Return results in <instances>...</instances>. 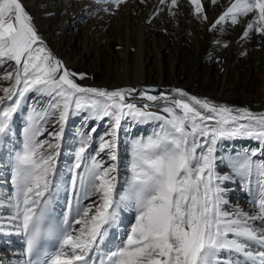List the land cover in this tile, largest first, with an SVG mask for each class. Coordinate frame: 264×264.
Returning <instances> with one entry per match:
<instances>
[{
	"label": "snow or ice",
	"instance_id": "obj_1",
	"mask_svg": "<svg viewBox=\"0 0 264 264\" xmlns=\"http://www.w3.org/2000/svg\"><path fill=\"white\" fill-rule=\"evenodd\" d=\"M110 2L118 8L127 0ZM159 2L168 3L170 10L179 7V0ZM210 2L218 4V0ZM187 3L197 20L207 22L202 0ZM229 20L232 25L245 23L241 39L250 38L252 32L264 37V0H230L209 31ZM5 61H13L16 68L2 77L12 83L0 88V138L7 137L13 114L28 93L49 98L48 109L35 117L30 114L23 147L9 158L15 191L7 204L0 201V208L12 209L6 219L8 230L24 237L28 259L21 264H264V164L258 173L261 196L256 214L227 210L226 188L221 185L231 175L216 171L218 140L248 137L264 143V113L215 105L182 90H175L179 98L171 100L141 93L147 101H165L153 112L152 104L130 102L134 89L108 91L82 86L71 78L77 74L70 73L43 46L21 0H0V63ZM77 78L82 80L84 75ZM81 112L88 113L83 117L86 120L107 117L111 130L100 137L94 155L88 152L94 137L82 134L75 168L83 170L72 175V196L78 205L92 196L97 200L78 207L76 217H65L61 227L46 211V194L59 187L55 178L60 144L38 139L47 129L37 121L58 113L59 131L49 135L60 141L69 117ZM126 117L162 123L159 132L132 143L130 176L124 190L118 192L117 164L105 166L97 157L104 153L109 160H118L119 130ZM253 163L245 156L231 161L230 167L232 172L251 177ZM121 207L135 210L131 231L125 232L126 239L122 237L120 245L106 256H93L108 229L119 226ZM3 231L5 223L0 222ZM52 241L56 243L49 250L45 242Z\"/></svg>",
	"mask_w": 264,
	"mask_h": 264
},
{
	"label": "bare ground",
	"instance_id": "obj_2",
	"mask_svg": "<svg viewBox=\"0 0 264 264\" xmlns=\"http://www.w3.org/2000/svg\"><path fill=\"white\" fill-rule=\"evenodd\" d=\"M21 3L31 17V23L43 46L70 73L77 74L71 78L82 86L108 91L134 89V99L130 102L140 106L152 104L150 110L155 112L163 107L165 101L158 99L155 103L150 102L141 98V93L166 96L171 100L172 97L179 98L175 90H182L188 96L207 100L215 105L248 109L255 114L264 113V37L252 32L250 38L241 39L245 23L232 25L230 20L209 31L210 25L229 6L230 0H218L215 6L210 0H202L207 22L196 19L187 0H179V7L171 10L168 3L160 4L159 0H145L144 3L140 0H127V3L118 8L110 0H101V3L96 0H21ZM170 11L175 15L170 14ZM240 19L244 21L245 18ZM15 68L13 61L0 63V88L12 83L2 77L14 72ZM79 74H83L84 79H78ZM0 95H3L2 91ZM48 100L47 96L38 97L35 92L28 93L27 99L13 114L7 137L0 138V201L5 204L15 191L11 183L9 158L23 147L30 114L35 117L36 113L48 109ZM87 115V112H83L69 117L67 124L72 135L67 142H63L65 135L60 141L49 135L59 128L58 113L56 116H49L50 119L47 117L48 119L37 121L47 129L38 139L60 144L57 150L59 154L56 156L58 172L55 178L59 187L54 188L57 198L64 201L67 197L65 201L75 211L78 207L97 200L93 196L85 202L81 200L78 205L72 196V175L83 170L75 168V152L82 134L88 132L94 137L97 132L90 133V125L99 131L102 125L111 123L108 118L86 120L83 117ZM121 124L118 160L111 161L104 153L97 157L106 162L105 166L117 164L118 173L115 175L119 178L118 192L124 190L125 181L130 176L128 165L123 168L124 172L121 170L122 155L127 152L126 146L136 136L160 131L161 122H138L126 117ZM97 146L96 151L99 150V144ZM62 149L65 151L64 162L63 156L59 158ZM93 149L92 142L88 152L94 155ZM251 151L256 155L250 154ZM262 153L264 143L255 138L218 140L216 171L220 175H231V179L221 185L226 188L224 197L228 201L225 205L227 210H242L252 214L259 211L261 193L258 173L260 166L264 164ZM245 156L250 157L254 162L253 166L257 165L258 168L257 173L253 171L251 177L232 172L230 167L231 161ZM239 197L243 198L238 200ZM11 212L12 209L6 206L0 208V215L4 216V220L0 222L5 223V231H9L6 219ZM135 214L134 208L119 210L120 224L108 229L102 240L103 244L108 245L112 239H126L124 233L131 231ZM126 222L128 227L124 226ZM256 223L259 225L261 222ZM16 236L15 231L0 232V264L18 263L15 249H9Z\"/></svg>",
	"mask_w": 264,
	"mask_h": 264
},
{
	"label": "rangeland",
	"instance_id": "obj_3",
	"mask_svg": "<svg viewBox=\"0 0 264 264\" xmlns=\"http://www.w3.org/2000/svg\"><path fill=\"white\" fill-rule=\"evenodd\" d=\"M153 112H155V111H153ZM81 113H83V112H81ZM160 115H164L163 113H160ZM72 117V116H71ZM70 117V118H71ZM49 119L51 118V117H48ZM47 118V119H48ZM70 118L67 120V122H66V124H65V131H64V135H65V137H64V139H63V142H67V141H70L71 140V135H72V132L70 131V127L68 126V121L70 120ZM105 118H107V117H105ZM129 118V117H128ZM75 119H77V118H75ZM152 121H156V120H146V122H149V123H151ZM161 122V121H160ZM162 123V122H161ZM111 124V123H110ZM110 124H107L106 126H104V125H102V127H100L99 128V131H98V128L96 129V134L94 135V140H93V143H94V149L96 148V147H98L97 145L99 144V139H100V137L105 133V132H107V131H109V130H111V128H110ZM121 126H122V124H121ZM56 127V126H55ZM92 128V126L90 125L89 126V129H88V131L90 132V129ZM59 131V128H56V132H58ZM155 132H159V131H154V133ZM88 133V132H87ZM91 133V132H90ZM121 133H122V128L119 130V136H121ZM153 135V133L152 134H143V135H141V136H137V137H134L135 138V140H138V137H141L143 140H147V138L149 137V136H152ZM144 137V138H143ZM133 140V139H132ZM124 141L122 140V143H123ZM132 142V141H131ZM131 142L126 146V150L125 151H127L126 152V155H122V162H121V165H122V167H121V170L123 171V168H125V166L126 165H128L129 166V163H130V161H129V153H128V150H130L131 149ZM130 148V149H129ZM65 152V151H64ZM64 152H63V149L61 150V152H60V155L59 156H63L62 157V162H64V161H66V159H65V155H63L64 154ZM253 152L251 151V153L250 154H252ZM130 159H131V156H130ZM119 161H121V157H119ZM90 163H91V161H90ZM89 163V164H90ZM257 165H255V166H253V171H255L256 173H257V171H258V168L256 167ZM257 169V170H256ZM124 172V171H123ZM130 174V172H128V175ZM117 181H119V178H118V176H117ZM91 198H93V196L92 197H90L89 199H91ZM243 197H239L238 198V200H240V199H242ZM89 199H87V200H89ZM117 199H118V196H117ZM84 202L85 201H87L86 199H82ZM253 204H254V206H255V202H253ZM123 207H121L120 208V210L122 209ZM258 212V211H257ZM126 223H128V222H126ZM129 226V225H128ZM4 232H11V230H9V231H4ZM7 249V248H6Z\"/></svg>",
	"mask_w": 264,
	"mask_h": 264
}]
</instances>
